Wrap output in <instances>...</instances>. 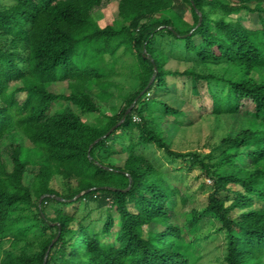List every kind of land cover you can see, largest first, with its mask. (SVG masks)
<instances>
[{"label":"trees","instance_id":"16d2710c","mask_svg":"<svg viewBox=\"0 0 264 264\" xmlns=\"http://www.w3.org/2000/svg\"><path fill=\"white\" fill-rule=\"evenodd\" d=\"M112 1L0 5V146L13 136L30 145L0 149V264H197L193 249L206 225L223 237L222 264H264V0H115L116 18L101 26L96 14ZM242 14L258 26L235 19ZM164 33L222 73L166 70L155 46ZM121 48L135 63L117 113L96 126L69 108L51 111L68 102L99 117L113 97L106 56L115 60ZM168 77L190 80V95L208 97L211 115L252 120L207 155L173 151L172 137L152 116L172 117L178 127L193 118L158 99L170 92ZM54 83L69 94L52 93ZM118 132L128 140L121 166L105 161ZM147 147L211 182L206 206L184 216L187 232L174 222L178 201L189 205L182 182L147 157ZM56 176L75 188L60 195L50 185ZM81 201L107 208L99 231L64 209L46 213L51 202Z\"/></svg>","mask_w":264,"mask_h":264},{"label":"rangeland","instance_id":"374dc122","mask_svg":"<svg viewBox=\"0 0 264 264\" xmlns=\"http://www.w3.org/2000/svg\"><path fill=\"white\" fill-rule=\"evenodd\" d=\"M10 0H0V5L7 6ZM117 3L112 1L108 7L102 9L96 14V20L101 26L114 21L117 15ZM242 21L247 27L258 26V21L251 14H242L235 18ZM155 46L162 49L165 53V69L169 71H184L194 69L198 72H206L211 70L214 73H222V67L210 65L208 67L197 63L196 59L187 54L181 42L176 41L171 36L164 33L158 36L155 41ZM108 69H112L109 80L113 83L112 94L113 97L103 102V107L100 109L101 115L97 114L90 117L83 116L78 108L68 102H59L51 108V111H57L63 108H69L75 114L79 115L82 120L88 124L101 126L104 124V115H112L117 113L125 104V97L129 93L130 86L133 81L131 80L132 69L135 59L129 54H125L123 48L117 51L116 59H110L106 56ZM169 93L159 92L158 99L163 101L170 107L182 110L187 116L193 118L190 125L178 127L172 117L163 118L159 112H156L152 118L156 123H163V131L167 132L172 138L171 149L176 152L187 153L196 152L201 155H207L214 151L221 140L226 136H233L244 129L250 120L249 116L241 115H223L213 116L205 109L210 106L208 97L203 102L194 101L190 95L191 82L185 78L168 77ZM49 90L57 94H69L66 84L54 83L50 86ZM94 93L98 90L94 88ZM244 110H250V105L245 103ZM139 121L138 117L135 116ZM178 121H184L180 118ZM176 128V130H175ZM171 129V133L169 132ZM174 129V130H173ZM23 143L25 146H30L28 142H23L18 137H8L1 144L0 149L8 146L10 143ZM114 153L111 157L106 159V163L116 166H121L125 159L124 154L119 151L126 147L128 140L118 132L112 142L109 143ZM145 155L151 159H157L159 166L162 168L169 167L172 175L177 180H181V190L183 194L189 199V205L183 207L181 201H178L176 206L177 216L174 222L180 224L183 230L187 229L183 223L184 216L192 209H202L207 204V196L211 191V182L200 175L195 168H190L189 164L182 163L178 160L175 164L171 165L168 158L162 151H158L153 147H147L144 151ZM218 152H215L217 154ZM51 188L58 192L60 195L69 194L75 188L74 182L63 180L60 176H56L51 182ZM64 209L66 212L74 214L78 220H84L91 223L94 230L99 231L106 217V207L99 208L94 201L86 202L81 201L78 204L71 206H61L54 202L49 205V210L46 212L48 216L54 210ZM202 232L199 233V244L193 249L196 257L199 258L197 264H222V250H223V237L220 234H215L210 228V225L204 226ZM204 236H207L206 238ZM192 234L189 232L188 240L192 239ZM107 240V239H106ZM105 240V241H106ZM107 241H112L109 239Z\"/></svg>","mask_w":264,"mask_h":264},{"label":"water","instance_id":"95a60500","mask_svg":"<svg viewBox=\"0 0 264 264\" xmlns=\"http://www.w3.org/2000/svg\"><path fill=\"white\" fill-rule=\"evenodd\" d=\"M152 81H153V79L151 80V82L150 83H152ZM130 112V109L127 111V113L126 114H128Z\"/></svg>","mask_w":264,"mask_h":264},{"label":"built area","instance_id":"2783aa9c","mask_svg":"<svg viewBox=\"0 0 264 264\" xmlns=\"http://www.w3.org/2000/svg\"><path fill=\"white\" fill-rule=\"evenodd\" d=\"M134 120H137L136 117H134Z\"/></svg>","mask_w":264,"mask_h":264}]
</instances>
